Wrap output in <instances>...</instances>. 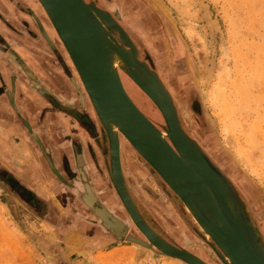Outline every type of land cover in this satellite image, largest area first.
<instances>
[{
    "label": "rangeland",
    "instance_id": "obj_1",
    "mask_svg": "<svg viewBox=\"0 0 264 264\" xmlns=\"http://www.w3.org/2000/svg\"><path fill=\"white\" fill-rule=\"evenodd\" d=\"M143 2L163 20V37L155 43H165L158 45L162 49L156 53L155 69L169 88L184 132L237 187L250 209L252 224L256 222L264 238V0ZM0 17L9 18L8 24L0 20V264H184L126 243V235L137 238L140 234L130 222L136 234H126L122 228V241L110 237L104 242L109 234L91 221L92 214L60 162L69 138L87 150L82 129L63 111H51L46 98L26 85L25 73L30 72L38 84L31 81L29 85L41 90L45 68L56 70L60 65L77 89L67 56L36 0H0ZM35 19L40 29L33 31ZM40 31L54 47L44 42ZM16 60L23 64L24 73L14 68ZM125 83L138 109L162 126V119L151 113L157 112L153 105L148 106L128 80ZM143 100L152 109L145 108ZM86 104L92 112L88 99ZM14 114L23 116L25 124L8 120ZM47 144L53 152H48ZM125 151L126 186L138 203L154 209V217L149 213L151 218L145 219L149 225L157 232L156 226H161L168 236L199 239L201 244L186 246L191 250L194 246L209 249L177 201L162 191L133 153ZM127 160L134 167H125ZM89 162L86 181L92 183L99 202L120 220H127L108 183L107 165L99 173ZM68 167L80 177L73 165ZM20 183L26 187L18 188ZM110 197L116 203L113 207ZM215 259L209 256L221 264Z\"/></svg>",
    "mask_w": 264,
    "mask_h": 264
},
{
    "label": "water",
    "instance_id": "obj_2",
    "mask_svg": "<svg viewBox=\"0 0 264 264\" xmlns=\"http://www.w3.org/2000/svg\"><path fill=\"white\" fill-rule=\"evenodd\" d=\"M36 2L65 52L74 80L78 81L83 96L89 100L101 128V145L104 155L108 156L106 165L110 186L127 220L143 237L138 239L128 234L124 241L150 254L177 259L184 264H206L187 250L164 241L138 214L126 186L122 160L124 148L120 137L152 173L162 191L177 201L183 215L209 248L202 249L214 260L216 256L221 264H264V244L254 230L246 200L198 143L186 135L174 101L158 74L139 60L137 50L109 15L84 0ZM1 19L9 23V18ZM114 29L120 34L122 45L111 35ZM40 32L44 42L54 47L48 36ZM14 68L24 73L23 64L17 60ZM25 74L29 78L26 85L46 98L51 111H63L70 119L78 120L92 131L88 121L71 115L72 111L51 98L44 86L38 90L37 85H29L38 79L30 72ZM120 74L151 102L163 121L162 126L154 125L138 109L126 92ZM79 148L82 150V145ZM73 153L78 155L76 149ZM82 166L80 160L73 163L80 178L84 173ZM85 187L88 195L86 200L81 199L82 202L100 211V202L91 187Z\"/></svg>",
    "mask_w": 264,
    "mask_h": 264
},
{
    "label": "flooded vegetation",
    "instance_id": "obj_3",
    "mask_svg": "<svg viewBox=\"0 0 264 264\" xmlns=\"http://www.w3.org/2000/svg\"><path fill=\"white\" fill-rule=\"evenodd\" d=\"M84 2L87 4L92 3L100 11L108 14L109 17L114 22V24H116V26L122 31V33L126 36V38H128V40L131 42V44L135 47L134 49H136L138 52L139 60L146 63V65L149 67L150 70H152L158 74V72L155 69L156 68V60L158 59L157 54L159 53V52L157 53V51H160L159 48L162 49V47H158V45H162L165 42H164V40H162V41H159L158 44H156L155 40H157V39L159 40L161 37H163V29L161 26L163 23V20L159 16L154 14L153 10L148 8L145 5V3L143 2V0H84ZM32 25L34 27L33 31L37 30V28L40 29V26L38 24V20L35 19L33 21ZM111 35L113 37H115V39H117V43L119 45H122L121 41L119 40L120 34L118 33V31L116 29H114V31L111 32ZM159 43H161V44H159ZM151 52L154 53V55H152ZM54 56L57 58V55H54ZM166 58H168V54H167ZM42 69L43 70L46 69L45 74L42 78V83H43L42 85L49 92V95L51 96V98L55 99L59 103L62 102L63 105L65 104L64 106L68 110L72 111L71 115L80 116L81 118L88 121V123H90V125L92 127V131L90 132L88 130V128H86L84 125L81 124V122L74 119V121L77 122V124L82 129V131L80 130L81 132L80 131L79 132H80L81 136L85 139V142H83L84 146H86V148H88L87 144H89L91 151H89L90 153L88 155L87 152L85 153L81 150V148H79L80 145H82V143L77 141L75 138L74 139L69 138V139H67L68 140L67 141V149H66L67 153L64 152L66 154V156L63 154L64 156L60 159V162H61L62 168H63L66 176L68 177V179L70 178L71 183H72L73 187L75 188V191L78 192L81 199L86 200L85 198L88 195V193L86 191L87 187H85V186L91 187L92 193H94V196L97 198V194L95 193L94 188L92 187V183L85 181V180L83 181L82 176L84 178H86V175H87L86 174V172H87L86 158H88V157L95 164L99 173H103V169H105L106 159H108V158H107V156L104 155V149H103V146L101 145L103 143L101 141L102 138H101V134H100L101 128H100L99 124L97 123L96 118H94L95 117L94 114L92 112H90L87 108V104H86L87 99L83 96V91H82L81 87L78 86L77 89L75 88V90H74L72 85L70 84V82H68L70 77H69V74L64 69V67L59 65L55 68L56 70H53L50 68L44 69L43 67H42ZM0 75H2L1 70H0ZM120 76H121V79L123 81L122 83H125L127 81V79L122 74H120ZM0 78H1V76H0ZM161 81H162L161 83H163L166 86V83H164L165 81L164 80H161ZM168 89L169 88H167V90ZM74 91H75V93H74ZM2 92L3 91L0 88V104L2 102V99H1L2 98V96H1ZM168 92H169V90H168ZM144 101L145 100H143V102H142L143 106L145 108L149 109ZM62 103H61V105H62ZM149 111H151V110H149ZM151 113H153L155 116L157 115L156 117L159 116L158 112L151 111ZM5 118L6 117H4L2 119H5ZM8 120H10L14 123H18V125H22V123L25 124V121H26L23 116H20L17 114H14L13 116H9ZM150 121L152 122V120H150ZM153 124L158 127V124H155V123H153ZM19 128H20V130H19ZM17 129L21 132V134L25 133L23 128H21L20 126ZM70 136L72 137V135H70ZM188 137L190 139H192L190 136H188ZM52 141L53 140L51 139V141L49 143H52ZM124 147L127 148V151H125V152H127L129 154L133 153L132 150L130 148H128V146L124 145ZM52 148H53V146H51L50 144H47L48 152H50L52 150ZM74 149H76L78 155H74V153H73ZM87 150H89V149H87ZM53 151L54 150H52V152ZM204 153L206 154L205 151H204ZM87 155H88V157H87ZM67 157H68V159H67ZM78 160H80V163H81V165H83L82 167L84 169V173L81 175V178L77 177L74 173H72L68 167V165H70V164L73 165V163L77 162ZM129 160H130V157H129ZM128 164H129V167H128ZM213 164H214V162H213ZM124 165H126L125 167H128V168L134 167L130 161L125 162ZM220 171H221V169H220ZM105 174L107 176V168H106ZM2 176H4V175H2ZM5 178L6 177L4 176V180H5ZM17 187L23 189L26 186L23 183H20V184H18ZM79 191H81V192L79 193ZM19 194H21V193L19 192ZM130 195H131V193H130ZM111 198L112 197H110L108 199V203L113 207V206H115L114 204H116V203L112 204ZM131 198L133 200V204H134L135 208L138 211V214L144 220L146 218H151L150 214L152 217H154V214H153L154 209L152 210L149 207V205L146 206V204H144L142 202H141V204L138 203L132 195H131ZM97 199H99V198H97ZM88 203H90V201H88ZM86 206H87L88 212H90L92 214L93 219H91V221H94L96 226L99 229H102V230L106 231V233L109 234L108 237L104 239V242L109 241L110 237L113 238L114 240L122 241L123 240L122 230L126 234L129 232L136 234V232L130 226L129 221L126 220V218H124L123 220H120L117 216H114L113 211L109 210L108 208H104L102 202H100L101 207H100V211H98V212L95 211L94 208H92L90 205L86 204ZM115 210H117L118 213L121 212L119 209H115ZM145 222L148 224V226L150 227V229L154 233H156L160 238H162L167 243H169L173 246H176L179 249L187 250L188 252H190V254L195 255L197 258H199L200 260H202L206 264H216V262L214 260L210 261L206 256H205L206 257L205 258L204 256H201V255L199 256L198 254H196L197 253L196 252L197 246H194L193 250L186 247L187 245L190 246L191 244H201L199 239H194L192 237H190L188 239L184 238V237L177 238L176 235H174L173 233H171L168 236L164 232V230L162 229L161 226H159V225L156 226L160 232L159 233V232L155 231V229L152 226H150L146 220H145ZM253 227H254L255 232L257 233V235L261 239L262 243L264 244V238L262 237L256 222L253 223ZM137 238L142 239V236L140 234H138ZM183 238H184V240H183ZM185 239L188 240L187 245H185L183 242V241H186Z\"/></svg>",
    "mask_w": 264,
    "mask_h": 264
},
{
    "label": "bare ground",
    "instance_id": "obj_4",
    "mask_svg": "<svg viewBox=\"0 0 264 264\" xmlns=\"http://www.w3.org/2000/svg\"><path fill=\"white\" fill-rule=\"evenodd\" d=\"M117 64V63H116ZM128 82H130V81H128ZM131 83V82H130ZM132 84V83H131ZM133 85V84H132ZM138 91H139V93L141 94V96H142V98L143 99H147L142 93H141V91L139 90V89H137ZM148 100V99H147ZM89 101V100H88ZM149 101V100H148ZM146 102V103H148L147 105L148 106H151L152 104H151V102L149 103V102ZM151 104V105H150ZM150 108V107H149ZM155 111H157L154 107H152ZM152 108H150V109H152ZM158 112V111H157ZM120 142H122V146H123V148L125 149L126 147H124V145L126 146H128V148H129V145H128V143L122 138V137H120ZM127 149V148H126ZM80 157V156H79ZM108 183H109V181H108ZM109 185H110V183H109ZM111 187V186H110ZM111 190H112V193L115 195V192H114V190L111 188ZM115 198H116V200L118 201V199H117V197L115 196ZM119 204V203H118ZM119 207H120V205H119ZM121 209V208H120ZM69 239V238H68ZM186 240V239H185ZM185 244L187 245L188 244V242L186 243L185 242ZM136 246V245H135ZM188 246V245H187ZM72 247V246H71ZM138 247V246H137ZM199 247V246H198ZM197 247V248H198ZM135 248V247H134ZM140 248V247H139ZM199 249H200V247H199ZM142 250V249H141ZM199 252H198V254H201V256H206L208 259H209V256L210 255H208L207 253H206V251L205 250H202V249H200V250H198ZM137 252H139V253H141L140 251H137ZM144 252V251H143ZM205 257V258H206ZM168 258H170V257H168ZM171 259H173V258H171ZM211 259V258H210ZM176 263L177 262H179L177 259H173ZM181 264V263H180Z\"/></svg>",
    "mask_w": 264,
    "mask_h": 264
},
{
    "label": "crops",
    "instance_id": "obj_5",
    "mask_svg": "<svg viewBox=\"0 0 264 264\" xmlns=\"http://www.w3.org/2000/svg\"><path fill=\"white\" fill-rule=\"evenodd\" d=\"M0 66H2V65L0 64ZM0 108H1V105H0ZM30 118H31V117H30ZM87 149H89V150H86V149L84 150V149H82V151H84V152L86 151V152L88 153V152L90 151V148H87ZM86 152H85V153H86ZM89 153H90V152H89ZM87 157H88V155H87ZM89 160H90L89 157L86 158V167H89V166H90V162H89Z\"/></svg>",
    "mask_w": 264,
    "mask_h": 264
}]
</instances>
